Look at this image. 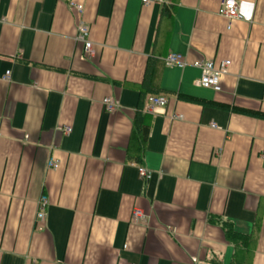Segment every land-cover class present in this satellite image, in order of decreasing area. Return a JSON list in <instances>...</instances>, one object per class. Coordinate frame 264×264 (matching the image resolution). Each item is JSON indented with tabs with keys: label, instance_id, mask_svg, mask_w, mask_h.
<instances>
[{
	"label": "crops",
	"instance_id": "0c3cea01",
	"mask_svg": "<svg viewBox=\"0 0 264 264\" xmlns=\"http://www.w3.org/2000/svg\"><path fill=\"white\" fill-rule=\"evenodd\" d=\"M221 1L0 0V264H233L227 228L255 232L264 264V0H235L231 22ZM203 60L230 61L221 91L198 84Z\"/></svg>",
	"mask_w": 264,
	"mask_h": 264
},
{
	"label": "built area",
	"instance_id": "2783aa9c",
	"mask_svg": "<svg viewBox=\"0 0 264 264\" xmlns=\"http://www.w3.org/2000/svg\"><path fill=\"white\" fill-rule=\"evenodd\" d=\"M143 3H147L148 0H142ZM70 8L76 9L78 12H81L83 6L81 4H75L73 2L69 3ZM217 15L225 18L228 22L231 21H242L244 16L241 13L239 6L235 0H222L218 10ZM229 30L231 28L230 23L226 26ZM76 41L83 42L84 54L89 56L91 54L92 42L89 40V28L87 24L83 21H80L77 26V32L74 37ZM164 61L167 65L176 66L178 68H183L187 65L184 57L178 53H168ZM230 65L229 60H219L215 62L213 60H203L195 61L192 66L199 69L200 76L198 79V84L204 88L213 90L214 92L221 91V77L227 73L228 67ZM10 71H6L4 74V79H9ZM103 105L106 111L113 112L117 109L118 104L111 97H105L103 99ZM148 109L154 110L156 108L164 107L167 103V98L165 96H150L147 100ZM172 118L182 119L181 114H175ZM211 127H216L212 122ZM70 129L66 128V132H69ZM59 161L54 158H48L46 162L47 169H57L59 167ZM139 177L142 181H148L151 178V172L146 170L142 166L137 167ZM49 204V199L46 195H42L37 201V214L36 218L39 221H44L46 216V210ZM133 220L137 221L143 218V215L140 210L136 209L132 213Z\"/></svg>",
	"mask_w": 264,
	"mask_h": 264
},
{
	"label": "trees",
	"instance_id": "16d2710c",
	"mask_svg": "<svg viewBox=\"0 0 264 264\" xmlns=\"http://www.w3.org/2000/svg\"><path fill=\"white\" fill-rule=\"evenodd\" d=\"M171 19H172L171 8L169 6H165L162 10V19H161L162 26L160 29L161 32L160 38L162 37V35H164L165 31L166 33H168L169 29L167 28H170L169 26ZM146 92L153 93L152 90L151 91L146 90ZM185 97L194 102H203L202 99L195 98L192 96H185ZM140 130L141 131L139 138L133 136L134 144L132 142L133 146L130 149L134 157L138 159H140V156L143 152L144 144L146 142L147 134H148V125L145 121L141 122ZM226 232L228 238L234 244L235 247L233 264H250L251 257L254 251L255 241H256L255 232H253L250 235L239 234L236 231L232 230L231 228H227Z\"/></svg>",
	"mask_w": 264,
	"mask_h": 264
}]
</instances>
